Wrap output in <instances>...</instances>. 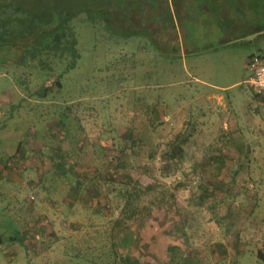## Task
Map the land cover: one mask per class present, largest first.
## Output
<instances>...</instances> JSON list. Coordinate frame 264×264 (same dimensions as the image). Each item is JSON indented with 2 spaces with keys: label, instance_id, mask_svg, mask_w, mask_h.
<instances>
[{
  "label": "rangeland",
  "instance_id": "1",
  "mask_svg": "<svg viewBox=\"0 0 264 264\" xmlns=\"http://www.w3.org/2000/svg\"><path fill=\"white\" fill-rule=\"evenodd\" d=\"M16 1L92 15L74 21L80 58L57 98L30 97L23 84L31 94L49 86L66 56L18 67L21 51L0 53V221L9 217L0 233L16 234L15 222L25 243L2 241L0 264H168L171 245L184 264H264V97L245 84L264 0H227L223 10H203L206 0ZM239 12L247 41L216 24ZM122 59L136 81L111 90ZM201 93L224 97L208 104ZM45 145L78 161L80 194L48 177ZM132 185L173 198L116 234L109 215Z\"/></svg>",
  "mask_w": 264,
  "mask_h": 264
},
{
  "label": "trees",
  "instance_id": "2",
  "mask_svg": "<svg viewBox=\"0 0 264 264\" xmlns=\"http://www.w3.org/2000/svg\"><path fill=\"white\" fill-rule=\"evenodd\" d=\"M206 1L207 2H204L202 5L203 10H207V6L209 4H211V8H214L215 6L217 10L219 8L222 10L224 9V6L221 7L220 5L223 0ZM225 1L228 2L227 0ZM130 2H132V0H126L125 5ZM46 11L47 12H40L36 9H28L25 5L16 0H0V53L4 51L7 53H11L12 51H21V58L14 61L18 67H23L25 64L33 61H38L42 67L46 66L45 68H47L50 66L51 61L53 62L57 57L60 56V58H62L66 56L67 58L66 63L64 62L65 64H63L64 68L58 73L57 78L53 80L49 86H43L41 91H36L31 94L28 90V86L24 82L23 87H27L26 89L29 96L39 99H46L52 95H56L54 98H57L58 95L61 94L64 88L62 77L77 67L78 60L80 58V53L77 48L76 33L73 27L74 21L78 19L82 13L92 15L91 8L88 6L82 8H74L70 5L63 8L51 6V8ZM238 14L239 17H241L238 19H244L242 16L243 14H240V12ZM162 23L166 24L167 21L165 20V22ZM216 24L223 31L228 29L229 26V23L227 22L221 24V22L217 21ZM173 28H175L174 21ZM259 32H264V28L256 29L252 32V34H257ZM152 36L153 34H151V37ZM260 52H262V49L254 51L249 55V58ZM41 56H44L45 59ZM5 60L6 57L1 56L0 65H3L4 62H6ZM130 62V60L122 59L120 66H123L120 73L118 75L113 74L110 76V80L116 79V86H113L111 90H115L122 82L129 84L132 83L133 80L136 81L134 77L135 74L132 78L128 77L130 69H136V66L129 68ZM117 64L118 62H115L113 67H108L109 65H107L105 71L109 72L112 71V69L118 68ZM148 78L150 79V76ZM143 79H145L144 75L142 76V80ZM120 88L121 87H119V89ZM129 94H135L137 97L139 96V94L132 91L129 92ZM66 114V111L61 113V115ZM29 130L30 128L28 127L27 131ZM44 148V150L40 151V154L44 157L47 163L51 164V169L49 170L51 174H49L48 177L55 179L61 177L65 179V181H67V183L71 186V192H75L76 195L80 194L83 191L84 181L80 177V174L72 171L74 166L78 164V161L73 159L72 153L69 150H60V147H52L50 145H45ZM119 154L122 153L119 152ZM17 157L18 158L14 160V162L18 163L20 156ZM14 162L12 164H14ZM17 166L19 168V164ZM98 175L99 173H94L93 177L97 178ZM85 182L87 181L85 180ZM124 193L123 202L117 207L119 209V214L113 216L109 215V223L112 228L116 229V232H114L116 234H118L119 230L126 227L129 222L150 214L153 207L164 204L168 198L167 196L169 195V193L161 191L151 185L146 187L132 185L130 188H127ZM170 197L173 198V195L170 194L169 198ZM56 202L57 200L54 201V203ZM96 213L101 214V211H97ZM3 214L4 213L0 212V215ZM8 219V216L7 219L6 217H4V219L2 218L0 225L3 226L1 222H6L5 220ZM13 225L17 233L14 235L9 234L7 235L8 237L5 235L6 232L0 233V244L2 241L8 239L9 242L19 241L20 244L25 246L24 239L18 225H16L15 222ZM8 227V229H10V226ZM97 239L100 240L101 238L97 237ZM168 251L170 253V260L168 264H184L185 259H182V256L180 255V248L177 245L169 246ZM257 255L259 259L262 258L261 253H258ZM124 259L125 258L122 260L128 264V261Z\"/></svg>",
  "mask_w": 264,
  "mask_h": 264
},
{
  "label": "crops",
  "instance_id": "3",
  "mask_svg": "<svg viewBox=\"0 0 264 264\" xmlns=\"http://www.w3.org/2000/svg\"><path fill=\"white\" fill-rule=\"evenodd\" d=\"M222 4H227V2L225 0H223L220 5L221 7L223 6ZM242 22H245L244 19H237V22L235 23H230L229 26H228V29H226L229 34L232 33V35L236 34V33H242V34H238V35H235L236 38H237V41L238 40H243V39H246V41L249 39V31L244 29L242 27ZM228 36V35H227ZM253 38V39H252ZM227 39H230L229 37H227ZM250 40L252 43V46L254 48V51H257L258 49L261 48V44L263 45L264 43L262 42L264 40V32H259L257 34H252L250 36ZM249 59V58H247ZM246 64H247V61H246ZM246 64H245V67H246ZM224 89V88H223ZM224 97V94L222 93H218L217 95H215V93H211V94H199L197 96V98H202L204 101L206 100L209 104L210 100H216L215 98H217L218 101H221ZM219 103V102H218Z\"/></svg>",
  "mask_w": 264,
  "mask_h": 264
},
{
  "label": "built area",
  "instance_id": "4",
  "mask_svg": "<svg viewBox=\"0 0 264 264\" xmlns=\"http://www.w3.org/2000/svg\"><path fill=\"white\" fill-rule=\"evenodd\" d=\"M246 68L248 78L245 84L256 95L264 97V44L262 52L248 59Z\"/></svg>",
  "mask_w": 264,
  "mask_h": 264
}]
</instances>
